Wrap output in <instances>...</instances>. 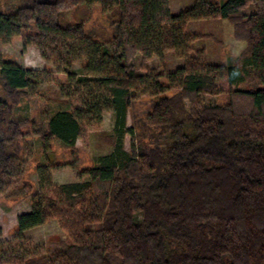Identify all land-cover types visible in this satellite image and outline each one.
<instances>
[{
	"label": "trees",
	"instance_id": "16d2710c",
	"mask_svg": "<svg viewBox=\"0 0 264 264\" xmlns=\"http://www.w3.org/2000/svg\"><path fill=\"white\" fill-rule=\"evenodd\" d=\"M31 2L0 11V41L22 38L44 57L59 50L69 80L73 65L86 63L90 71L78 81L92 78L105 90L117 128H126L132 110L133 150L121 137L86 171L90 181L57 186L41 174L34 190L25 181L22 147L29 126L47 162L58 164L52 138L75 148L78 115L97 107L96 92L88 91L76 111L52 110L34 121L15 110L42 77L0 57L7 94L0 99V194L8 184H16L10 197L33 191L32 211L18 217L15 234L22 239L54 218L70 239L53 254L0 248V264H264V0H196L178 14L171 0ZM96 6L111 31L105 39L86 29L80 14ZM71 11L77 21L65 23ZM210 19H230L246 44L234 63H212L195 45L206 36L187 31ZM167 53L184 63L168 74L149 67L155 57L165 64ZM220 79L231 87L227 101L207 104L205 96L219 95ZM144 88L151 90L145 100Z\"/></svg>",
	"mask_w": 264,
	"mask_h": 264
},
{
	"label": "rangeland",
	"instance_id": "374dc122",
	"mask_svg": "<svg viewBox=\"0 0 264 264\" xmlns=\"http://www.w3.org/2000/svg\"><path fill=\"white\" fill-rule=\"evenodd\" d=\"M213 1L220 2L221 0ZM31 3V0H0V11L13 13L20 6ZM195 3L196 0H171L172 11L178 14L193 7ZM75 13V11L68 13L65 17V23L76 22ZM80 14L89 20L86 23V29L94 30L104 39L110 35L108 21L99 7H94L91 13H87L83 9ZM187 31L206 36L199 39L195 45L197 48L206 49L212 63L223 65L234 63L246 46L244 42L235 38L234 25L230 19L191 22ZM0 57L4 61H13L24 67H31L42 77L43 84L36 87L30 97L15 110L17 113L29 116L34 121H44L52 110L69 109L76 111L88 91L94 90L96 92L97 107L92 111L78 115L81 135L75 148H69L56 137L52 138L51 145L57 154L58 164L53 165L47 162V158L41 151L43 146L41 137L29 126V133L22 147L27 151L26 159H28L24 161V167L27 170L25 181L32 185L34 190L41 189V174L52 176L53 183L57 186L90 181V176L86 171L95 166L99 157L110 154L121 137L126 149L128 151L133 150V137L128 132L134 126L132 110L129 111L126 128H117V115L111 104L104 100L107 96L105 90L92 82V78L82 84L78 81L80 77L90 71L89 68H86V63L76 62L73 65L75 76L69 80L65 72V61L59 50L49 49L47 56L44 57L36 46H25L22 38L15 39L13 42L0 41ZM165 60L166 63L164 64L160 58L155 57L148 65L155 68L159 74H168L184 63V59L174 53H167ZM141 63L142 58L139 57V65ZM160 81H165V78H161ZM218 89L220 91L218 96H205L207 104L227 101L228 92L231 89L228 80L220 79ZM150 93L149 88L141 89V99H148ZM0 99L7 100L6 91L1 84ZM54 99H60L62 103L55 102ZM68 101L69 104H67ZM149 109L148 105L143 106L142 115ZM36 158H39L40 161H37ZM45 163L48 167L44 166ZM12 186L15 187L16 184L6 185L3 189L4 193L0 194V229L2 230L0 248L6 250L11 248L15 250L36 249L40 253L53 254L59 251L64 244H68L70 242L69 236L61 227L59 220L54 218H48L44 225L29 230L22 239L17 238L15 231L18 217L32 211L31 195L33 191H28L23 196L10 197L9 192Z\"/></svg>",
	"mask_w": 264,
	"mask_h": 264
}]
</instances>
